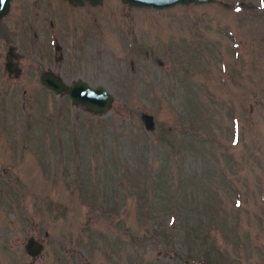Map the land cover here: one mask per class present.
I'll use <instances>...</instances> for the list:
<instances>
[{
    "label": "rangeland",
    "instance_id": "374dc122",
    "mask_svg": "<svg viewBox=\"0 0 264 264\" xmlns=\"http://www.w3.org/2000/svg\"><path fill=\"white\" fill-rule=\"evenodd\" d=\"M47 69L106 88L110 111L44 89ZM0 264H264L261 0H14L0 26Z\"/></svg>",
    "mask_w": 264,
    "mask_h": 264
},
{
    "label": "water",
    "instance_id": "95a60500",
    "mask_svg": "<svg viewBox=\"0 0 264 264\" xmlns=\"http://www.w3.org/2000/svg\"><path fill=\"white\" fill-rule=\"evenodd\" d=\"M11 0H0V21L8 13ZM75 6H81L85 2L91 5H99L103 0H66ZM124 4L134 8H150L161 10L177 5H198L210 3L212 0H120ZM261 6L264 7V0H261ZM14 46H9L6 53V59L11 57L17 60L18 55L14 54ZM8 60L5 69L9 74L16 73L18 67ZM42 87L55 95H66L72 106L84 108L87 112L98 115L110 111L114 95L102 86L93 87L82 79H76L71 82L64 81L63 78L52 70H45L39 77ZM141 120L146 130L153 128V116L148 113L141 114ZM43 243L30 236L26 239L24 250L30 257L34 258L43 251Z\"/></svg>",
    "mask_w": 264,
    "mask_h": 264
},
{
    "label": "flooded vegetation",
    "instance_id": "af4514ba",
    "mask_svg": "<svg viewBox=\"0 0 264 264\" xmlns=\"http://www.w3.org/2000/svg\"><path fill=\"white\" fill-rule=\"evenodd\" d=\"M66 1V0H65ZM13 2H14V0H11L10 1V7H9V11H8V13L7 14H9V12H10V10H11V8H12V5H13ZM68 2V1H67ZM69 3V2H68ZM85 3H88V2H85ZM70 4V3H69ZM89 4V3H88ZM72 5V4H71ZM89 5H91V4H89ZM91 6H94V5H91ZM6 14V15H7ZM5 15V16H6ZM4 16V17H5ZM3 17V18H4ZM3 18L1 19V21H0V26H1V22H2V20H3ZM10 46H12V45H10ZM8 48H9V46H8ZM8 48H7V51H8ZM7 51H6V53H7ZM6 53H5V63H4V68H5V64H6V62L8 61V60H10L12 63V65L13 64H15L17 67H18V71L16 72V73H14V75H18L19 73H20V68H19V59H20V54L16 51V48H15V46H14V54H16V55H18V58H17V60L15 59V58H13V57H11V58H9V59H6ZM6 70V69H5ZM48 70V69H47ZM49 70H51V69H49ZM43 71H45V70H43ZM43 71H41L40 72V74H39V77H40V75H41V73L43 72ZM6 72H7V70H6ZM54 72V71H53ZM55 73V72H54ZM7 74L8 75H11V74H9L8 72H7ZM13 74V73H12ZM56 74H58V73H56ZM58 75H60V74H58ZM61 76V75H60ZM64 80V79H63ZM65 81V80H64ZM40 83V82H39ZM36 239V238H35ZM36 240H38V239H36ZM39 241V240H38ZM41 242V241H40ZM44 249V248H43ZM38 257V256H37ZM37 257H34V258H32V257H30L31 259H36Z\"/></svg>",
    "mask_w": 264,
    "mask_h": 264
}]
</instances>
